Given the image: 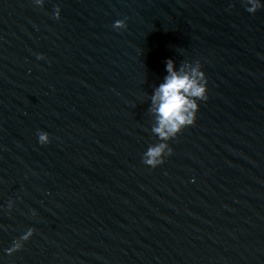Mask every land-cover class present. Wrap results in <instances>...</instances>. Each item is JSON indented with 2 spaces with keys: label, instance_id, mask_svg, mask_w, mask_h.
<instances>
[{
  "label": "water",
  "instance_id": "obj_1",
  "mask_svg": "<svg viewBox=\"0 0 264 264\" xmlns=\"http://www.w3.org/2000/svg\"><path fill=\"white\" fill-rule=\"evenodd\" d=\"M168 59L208 99L153 169ZM0 264H264V8L0 0Z\"/></svg>",
  "mask_w": 264,
  "mask_h": 264
},
{
  "label": "clouds",
  "instance_id": "obj_2",
  "mask_svg": "<svg viewBox=\"0 0 264 264\" xmlns=\"http://www.w3.org/2000/svg\"><path fill=\"white\" fill-rule=\"evenodd\" d=\"M35 6L43 8L44 0H33ZM244 7L250 14H255L264 8V0H243ZM52 16L61 18V9L56 6ZM113 28L120 30L126 28L124 20H117ZM43 59V56H38ZM166 75L161 83L155 86L149 97L148 111L154 123L151 133L157 138L158 143L149 144L142 154V162L150 168H157L164 164L165 159L173 154L170 141L174 140L183 129L193 126L199 111V102L207 101V77L199 61L193 66L191 63H181L178 67L172 59L165 63ZM37 141L41 146L50 143V136L46 131L38 130ZM13 207L9 201L8 209ZM34 214V213H33ZM35 229L28 228L18 239L13 241L11 248L7 249L9 255L23 247L24 242L34 235Z\"/></svg>",
  "mask_w": 264,
  "mask_h": 264
}]
</instances>
